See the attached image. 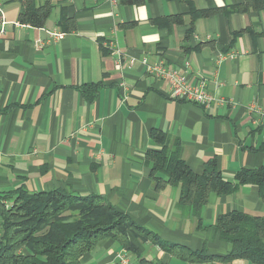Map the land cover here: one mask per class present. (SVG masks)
Listing matches in <instances>:
<instances>
[{
    "label": "crops",
    "instance_id": "1",
    "mask_svg": "<svg viewBox=\"0 0 264 264\" xmlns=\"http://www.w3.org/2000/svg\"><path fill=\"white\" fill-rule=\"evenodd\" d=\"M44 2L53 12L45 27L34 28L19 22L20 2L0 0V193L26 187L101 196L166 243L227 255L217 218L231 211L264 217L258 188L211 194L204 228L197 229L177 208L179 188L155 190L145 158L162 148L151 139L158 129L180 141L181 158L195 174L212 159L230 182L241 169L264 166V114L248 110L256 103L264 113V9L248 0ZM63 15L73 19L74 31H63ZM105 43L122 51V63ZM142 59L180 71L193 84L204 81L226 104L171 100L167 81ZM133 240L140 258L158 264H254L184 261ZM122 249L105 239L82 264H119Z\"/></svg>",
    "mask_w": 264,
    "mask_h": 264
},
{
    "label": "trees",
    "instance_id": "2",
    "mask_svg": "<svg viewBox=\"0 0 264 264\" xmlns=\"http://www.w3.org/2000/svg\"><path fill=\"white\" fill-rule=\"evenodd\" d=\"M20 2L19 22L34 28L45 27L53 12L50 2ZM140 5L146 0H124ZM264 9V0H248L247 5ZM64 32L76 29L73 19L61 16ZM151 139L161 150H149L146 163L155 190L180 189L177 208L203 227V212L213 193L220 197L237 192L241 186L253 185L264 202V166L241 169L234 182L225 180L216 159L207 162L202 175L195 174L181 158V143L165 132L154 129ZM220 238L229 244L225 256L206 255L178 244L162 241L157 235L136 224L129 216L106 203L101 196L68 193L63 190L31 192L26 187L0 193V264H82L98 244L111 239L135 255L136 264H158L140 258L134 240L151 242L164 252L184 261L231 262L245 259L264 264V217L231 211L217 218ZM161 264V263H159Z\"/></svg>",
    "mask_w": 264,
    "mask_h": 264
},
{
    "label": "built area",
    "instance_id": "3",
    "mask_svg": "<svg viewBox=\"0 0 264 264\" xmlns=\"http://www.w3.org/2000/svg\"><path fill=\"white\" fill-rule=\"evenodd\" d=\"M60 37L61 35H53V39L55 40H60ZM104 46L113 51V55L119 61V63L123 62V53L117 46L113 45L112 43H105ZM228 57L233 58L234 55L230 54ZM224 58L225 56H221L219 57L218 61L220 62ZM125 60L128 65H133L136 59L128 55ZM141 62L146 65L148 70L155 76L167 81L169 85V97L171 100L183 103H192L198 106H209L212 104L224 106L226 104L225 98L218 97L211 93L204 81H199L196 84H193L183 73L162 63L150 66L147 64L146 59H142ZM185 69H190V65L188 63L186 64ZM248 110L252 116L264 114L263 110L256 106V103H251L248 106ZM118 263L136 264L132 260L131 255L126 250H122V252L118 254Z\"/></svg>",
    "mask_w": 264,
    "mask_h": 264
}]
</instances>
